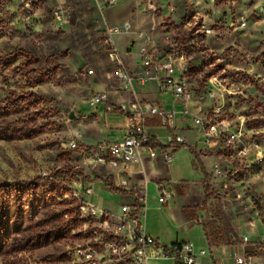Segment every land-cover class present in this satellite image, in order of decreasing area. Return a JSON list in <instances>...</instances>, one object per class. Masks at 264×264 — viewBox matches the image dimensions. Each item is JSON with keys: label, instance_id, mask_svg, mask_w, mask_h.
<instances>
[{"label": "crops", "instance_id": "obj_1", "mask_svg": "<svg viewBox=\"0 0 264 264\" xmlns=\"http://www.w3.org/2000/svg\"><path fill=\"white\" fill-rule=\"evenodd\" d=\"M263 1L116 0L111 5L108 0H43L33 10V35L5 38L0 43V51L11 56L15 68L12 76L19 79L17 91H32L50 106L57 107L55 120L63 128L58 136L48 131L13 140L0 137V180L12 179L20 189L25 185L51 188L50 192L55 195L56 187L41 177V170L62 169L68 178L65 183L68 187L67 183L75 174L73 169L78 165L93 190L84 195L87 205L120 214L122 205L134 201L131 193L122 187V181L128 179L130 186L148 187L150 200L144 227L149 234L164 243L192 241L197 264H234L235 250L239 253L247 250L264 264V242L254 243L261 241L264 230L255 233L254 229L258 225L262 227V223L252 202L254 192L264 202V181L257 174L246 175V169L239 165L235 150L224 137L209 138L203 130L198 131L197 135L190 136L187 145L176 149L169 165L159 147L155 157L143 148L142 158L128 170L111 163H95L70 147L73 140L89 146L122 140L129 123L128 112L138 100L155 101L172 115L169 127L163 126L159 117L147 119V132L163 141H167L169 128L189 132V127L194 126L192 117L202 116L217 107L233 114L231 123L235 129L243 118L240 106L234 102L238 97L236 91L244 92L246 87L233 78L234 72L229 71L230 64L223 55L237 44L246 53L249 51L258 57L264 53V17L254 16ZM58 6H62L64 14L65 22L61 25L50 16V10ZM124 23H130V28L113 33L115 49L109 48L108 28ZM141 31L152 36V46L159 56L174 51L176 65L187 71L193 85L194 96L189 102L176 100L170 88L159 85L154 78L155 71L141 64L138 47L145 43ZM113 50L118 51L134 76H147L148 80L134 86L123 85ZM210 56L215 57L216 62L225 61L226 67L218 72L212 70L216 63L208 62ZM235 65L245 66L240 61ZM248 69L253 70L250 66ZM91 70L93 72L88 73ZM38 78L41 79L36 80ZM258 78L264 82V73ZM246 90L264 99L263 91L253 87ZM100 93L106 94V100L94 99V95ZM29 110L32 108L1 116L0 121L15 122ZM72 113L74 117L69 118ZM116 130H121L124 136L119 137ZM45 141L48 143L42 145ZM238 146H247L250 150L247 164L254 162L259 150L253 139L243 135ZM216 167L233 173L215 175ZM159 180L166 182L168 188V202L164 205L158 203ZM227 183L230 184L228 189L224 188ZM69 189L67 193L71 198L66 200L70 203L65 209L59 196H50L52 204L45 207L48 212H64V242L67 244L86 238V226L81 217L89 215L88 208L79 210L75 191L83 194V190ZM33 200L35 204L37 200ZM217 206L221 207L223 226L218 229L219 242H213L208 234L215 233L211 224L218 221ZM64 210H70V215ZM28 220L40 219L35 215ZM44 221L46 232L48 224L46 219ZM126 229L124 227L121 234ZM243 235L248 236L250 243H243ZM49 248L50 244H43L35 246L32 252L46 255ZM48 260L46 257L43 262L47 264ZM58 261L62 263L61 258ZM147 264L176 263L166 257L150 259Z\"/></svg>", "mask_w": 264, "mask_h": 264}, {"label": "built area", "instance_id": "obj_2", "mask_svg": "<svg viewBox=\"0 0 264 264\" xmlns=\"http://www.w3.org/2000/svg\"><path fill=\"white\" fill-rule=\"evenodd\" d=\"M109 4L116 3V0H108ZM56 19L64 21L62 6H58L54 12ZM254 16L264 17V1L255 10ZM246 24V20L242 23ZM130 28V23L110 26L106 35V43L109 48L115 49L112 35ZM145 43L139 48L141 64L147 69L155 71L154 78L161 87L170 88L176 100L187 103L193 98V85L190 84L187 71L180 70L174 61V51H169L163 56H159L153 48V38L149 33L140 32ZM112 56L117 63L118 77L123 85L134 86L143 84L148 80L147 76L136 77L126 66L118 51L113 50ZM89 71L88 73H92ZM96 101L106 100V94L95 95ZM124 108V107H122ZM129 113V123L126 134L120 141L99 143L97 145H80L76 140L70 143L72 149H77L87 155L95 163H111L128 170L132 163L142 158V149L146 148L151 157L157 155L158 147L169 165L173 161L174 152L179 146L187 145L189 138L174 128H169L167 141L155 137L147 132V119L150 116L160 118L163 126L169 127L171 114L155 101L138 100L132 103V110ZM195 124L211 137H224L228 146L235 150L239 165L246 169L248 176L259 175L264 181V155L256 153L254 162L247 164L250 150L247 146H238L242 137V126L237 125L234 129L232 123L228 122L225 112L220 108H214L201 117H194ZM240 167V166H239ZM77 169V168H76ZM78 171L71 178L68 187H76L83 190L80 194L76 190V197L79 199V210L88 208L89 215L84 220V232L86 238L83 241L74 243L76 247H67L70 254L77 257L76 264H147L150 259H160L170 257L176 264H197L192 241H178L174 243H164L158 237L149 234L144 227L146 211L149 207L148 187L143 184L129 185V180L122 181V187L129 191L134 197L133 203L121 206V213H114L111 210L98 208L94 205H87L85 196L93 192L87 185L83 171ZM237 172L240 170H236ZM215 175L229 176L230 170L222 171L215 169ZM54 180V176L44 173ZM158 203L164 205L168 202V188L166 182L159 180ZM230 184H224L228 189ZM250 189V187H249ZM124 227L125 233L121 234ZM243 243H250L247 235H243ZM264 242V235L261 241L254 242L256 245ZM204 252V251H202ZM234 264H261L256 260L255 255L245 250L239 253L235 250Z\"/></svg>", "mask_w": 264, "mask_h": 264}, {"label": "rangeland", "instance_id": "obj_3", "mask_svg": "<svg viewBox=\"0 0 264 264\" xmlns=\"http://www.w3.org/2000/svg\"><path fill=\"white\" fill-rule=\"evenodd\" d=\"M43 0H0V43L5 38H10L15 35H33V10H36ZM56 8L50 10V16L61 25L56 19L54 12ZM264 21V19H263ZM62 27V26H59ZM141 45L138 47V49ZM137 50V48L135 49ZM246 53L239 45L227 49L224 53L223 59L230 64L229 71H233V78L239 79L241 83L248 89L249 87L257 88V90L264 92V82L258 78L261 73H264V53L261 56L256 54ZM215 62L212 70L215 72L225 68V61L216 62L215 57L210 56L208 62ZM238 61L244 62V67L235 65ZM253 69L250 71L248 68ZM13 64L11 56H6L0 51V117L9 115L13 112H22L28 107L32 108L25 116H21L19 120H3L0 121V137L8 139H17L24 136H34L40 133L51 131L52 134L58 136L60 128L55 120L57 107L50 106L48 101L38 96L32 91H17L19 79L14 78ZM11 76V77H9ZM38 78L36 80H39ZM240 90L236 91L238 97L234 100L237 106H240V111L243 114L241 123H236L242 127V136H249L253 139L254 144L258 146V152L264 155V99L260 98L259 94ZM95 97V95H94ZM225 112L228 122L231 123L232 113L222 109ZM203 116V115H202ZM229 116V117H228ZM51 117V118H50ZM73 118L74 114L68 115ZM201 117V116H197ZM194 126L189 127V132H182L183 135L190 138V136L197 135L201 130L194 122ZM235 124V125H236ZM248 125V126H247ZM115 133L119 137H123L125 133L121 130H116ZM47 141L41 143L45 145ZM68 143V142H67ZM78 165H75L73 173L77 172ZM77 168V169H76ZM224 171L222 167H216ZM44 173H49L54 176V180ZM41 177L51 182L56 188L55 195L50 192L49 188H41V186L25 185L22 189L15 184L12 179L0 180V264H45L43 261L46 257L49 258L47 264H60L59 258L62 259L61 264H76L78 260L73 254H70L67 247H76L73 241L70 244L64 242L65 240V225L66 221L64 212H48L45 210L47 205L52 204L50 196L60 197L65 205L70 203L66 200L71 198L68 194L69 187H65L68 180L65 172L62 169L41 170ZM61 181V182H60ZM263 181V180H262ZM264 183V182H263ZM52 186V185H50ZM52 186V187H54ZM63 186V187H62ZM68 186V183H67ZM49 190V191H48ZM45 192V194H44ZM252 196L254 208L259 213V219L262 227L258 225L255 233H260L262 228L264 230V202L263 198L257 193ZM251 194V193H250ZM252 195V194H251ZM37 200L34 204V199ZM29 203V206H26ZM25 206L22 207V205ZM61 209V208H60ZM72 208L70 207V210ZM64 210L65 212H70ZM218 221L212 222L215 233H209L208 237L213 242H219L218 229L223 226L221 207H216ZM116 213V212H114ZM37 215L40 220L31 222L28 219ZM46 215V216H45ZM70 215V213H69ZM48 224L46 232L43 229L44 220ZM72 220H69V223ZM71 224V223H70ZM210 226V225H209ZM208 227V226H207ZM37 229L34 232V229ZM29 229L31 231L29 232ZM43 244H50V252L44 254L34 255L33 248ZM34 259H37L35 262Z\"/></svg>", "mask_w": 264, "mask_h": 264}]
</instances>
